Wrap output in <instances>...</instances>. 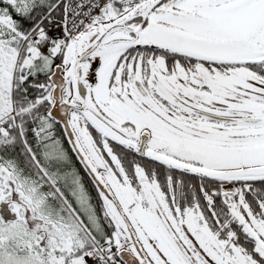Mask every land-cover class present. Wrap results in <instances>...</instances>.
<instances>
[{"label": "snow or ice", "instance_id": "6c2138e0", "mask_svg": "<svg viewBox=\"0 0 264 264\" xmlns=\"http://www.w3.org/2000/svg\"><path fill=\"white\" fill-rule=\"evenodd\" d=\"M0 264H264V0H0Z\"/></svg>", "mask_w": 264, "mask_h": 264}, {"label": "flooded vegetation", "instance_id": "af4514ba", "mask_svg": "<svg viewBox=\"0 0 264 264\" xmlns=\"http://www.w3.org/2000/svg\"><path fill=\"white\" fill-rule=\"evenodd\" d=\"M77 167H79V165H77ZM85 183H86L87 187L89 188V191L92 193L93 197H95V190L92 188V185H91L89 178L87 176H85Z\"/></svg>", "mask_w": 264, "mask_h": 264}]
</instances>
